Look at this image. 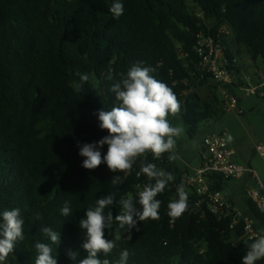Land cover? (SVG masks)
Here are the masks:
<instances>
[{
    "label": "trees",
    "instance_id": "obj_1",
    "mask_svg": "<svg viewBox=\"0 0 264 264\" xmlns=\"http://www.w3.org/2000/svg\"><path fill=\"white\" fill-rule=\"evenodd\" d=\"M113 2L0 0V213L19 208L25 221L24 239L16 242L4 264H35V243H50L41 227L59 232L60 243L53 245L58 264H79L87 255L79 227L87 208L108 194L117 200L132 194L140 208L139 191L154 183L137 175L142 160L173 174L170 153L159 159L146 153L125 173L111 172L104 163L92 170L82 167L80 147L108 135L99 127L98 113L116 103L109 91L114 81L106 79L109 69L118 77L136 62L154 68L151 75L172 88L187 133L194 137L201 125L218 119L214 103L197 91L218 89L202 70L198 35L221 44L231 61L240 54L264 61V0H119L124 6L119 18L109 11ZM79 74L90 79L75 92L72 84L80 82ZM227 89L237 95L235 88ZM107 148H99L102 157ZM183 174L157 195L158 220L138 222L130 233L115 222L105 229L106 239L116 234L120 239L108 256L99 254L102 260L115 264L127 249V264H242L252 242L234 246L240 227L230 230L232 215L218 220L207 204L197 208L198 197L184 184ZM117 175L122 182L114 185ZM230 180L208 178L211 189L220 192ZM181 183L188 209L173 220L167 206L178 199ZM65 201L71 210L67 217L61 213ZM245 203L244 214L264 234V216L249 198ZM120 210L115 203L106 213L115 218ZM37 213L42 219H35ZM69 251L78 253L75 261ZM256 264H264V258Z\"/></svg>",
    "mask_w": 264,
    "mask_h": 264
},
{
    "label": "clouds",
    "instance_id": "obj_2",
    "mask_svg": "<svg viewBox=\"0 0 264 264\" xmlns=\"http://www.w3.org/2000/svg\"><path fill=\"white\" fill-rule=\"evenodd\" d=\"M110 13L114 18L123 15L124 6L119 0L112 3ZM155 71L150 66H143V62L134 63L126 73L114 75L109 69L106 79L114 81L109 89L115 95V105L110 110H101L98 113L99 127L107 130L108 135L96 143L84 144L80 147L79 155L85 157L82 167L96 169L102 163L106 164L111 172H130L137 158L145 157L151 153L155 159L161 158L162 154L170 153L168 159H179L175 153L176 139L181 136L183 129L172 126L168 116H175L181 110V104L171 87L156 79L151 73ZM80 82H73L75 92H80L85 82L90 79L89 74H79ZM95 79V77H92ZM231 139V137H229ZM107 145V153L101 154L99 148ZM149 183L138 193V203L132 194L126 198L117 200L114 194H108L96 200L94 207L87 208L83 218L79 220V227L84 232L85 240L82 248L87 253L86 257L79 260V264H112L99 254L108 256L116 247V241L120 239L116 234L114 239L105 238V229L113 228L114 222L118 228L130 233L136 228L138 222L148 219L158 220L161 201L156 199L162 193L169 182L174 180L172 172L158 168L154 163L142 160L140 171ZM122 182L120 175L114 176L111 183L116 185ZM138 189L140 185L136 186ZM178 199L168 203V215L173 220L180 218L188 209V193L181 183L177 187ZM115 203L121 206L119 214L113 218L110 209ZM65 217L71 214L69 202L65 201L61 209ZM0 262L6 261L13 251L18 240L24 239L23 225L25 223L19 208L4 210L0 213ZM36 220L42 219L39 213ZM40 231L45 234L50 243L36 242L35 249L38 253L35 264H58L57 253L53 254V245H59L60 235L58 231L50 227H41ZM131 239V235L127 237ZM71 260L77 259V252H68ZM130 253L127 249L120 252L119 259L115 264H127ZM264 258V235L258 236L247 247L242 264H256Z\"/></svg>",
    "mask_w": 264,
    "mask_h": 264
},
{
    "label": "built area",
    "instance_id": "obj_3",
    "mask_svg": "<svg viewBox=\"0 0 264 264\" xmlns=\"http://www.w3.org/2000/svg\"><path fill=\"white\" fill-rule=\"evenodd\" d=\"M197 51L201 58L202 70L212 77L213 82L220 89L227 111H236L242 115V110L237 107L239 97L227 89L229 86L242 90L245 96L256 95L264 99V72L258 73L256 80L249 82L248 86H238L235 83V76L238 74L237 69L239 68L238 61L237 59L231 61L225 55L221 44L212 37H205L200 34L198 35ZM203 146L206 155L201 165L197 169L187 170L182 178L184 184L191 187L198 197L195 206L199 208L203 203L207 204L210 213L216 216L218 220L232 215L230 230L236 231L240 227V234L232 241L234 246L253 242L258 236L264 235L260 232L254 219L234 210L225 201L222 192L211 189L208 178L213 175H220L231 180L240 179L246 175L254 178L257 187L249 190L247 196L262 216H264V183L259 180L251 167L237 164L234 161L235 153L228 144L225 132L205 136ZM255 150L258 155L264 157V145H257Z\"/></svg>",
    "mask_w": 264,
    "mask_h": 264
},
{
    "label": "rangeland",
    "instance_id": "obj_4",
    "mask_svg": "<svg viewBox=\"0 0 264 264\" xmlns=\"http://www.w3.org/2000/svg\"><path fill=\"white\" fill-rule=\"evenodd\" d=\"M230 33L229 29H226ZM237 56L240 61L241 72L236 74L235 81L243 77L247 82L257 73L264 70V61H252L246 54ZM201 97L208 102H213L218 110V120H211L201 125L200 132L194 137L187 133V127L179 113L170 116L172 126H179L183 133L176 139L175 153L179 159L171 161L175 177L182 175L186 170L197 169L201 164L203 154V139L205 135L225 132L228 143L234 150L238 163L250 166L257 174L259 180L264 183V157L255 152L257 145H264V99L256 95L245 96L240 89H235L239 103L237 107L242 110V115L236 111L223 110L226 103L219 89H211L210 86L197 89ZM231 137V139H229ZM256 181L246 175L240 179H233L225 183L222 191L224 199L229 204H234L237 212L244 213L247 205L244 200V191L256 188ZM8 256L5 262L10 261Z\"/></svg>",
    "mask_w": 264,
    "mask_h": 264
},
{
    "label": "crops",
    "instance_id": "obj_5",
    "mask_svg": "<svg viewBox=\"0 0 264 264\" xmlns=\"http://www.w3.org/2000/svg\"><path fill=\"white\" fill-rule=\"evenodd\" d=\"M243 56V55H242ZM244 56H245V54H244ZM244 56H243V58H244ZM236 59H237V56H236ZM238 61V60H237ZM240 61H238V66H239V73L241 72V66H240V63H239ZM262 72H264V70H262V71H260L259 73H262ZM238 73V74H239ZM258 74V73H257ZM257 74H256V76H257ZM256 76L255 77H253V78H250L249 80H248V82H253L254 80H256ZM238 82H236L235 81V83L239 86V85H247V82L246 81H244V79H243V77H239V79L237 80ZM219 89V88H218ZM219 92L221 93V91H220V89H219ZM222 95V94H221ZM227 108H226V106L224 107V109L223 110H226ZM227 111V110H226ZM218 120V119H217ZM218 134V133H217ZM208 135H212L211 133L210 134H208ZM205 136H207V135H205ZM228 140V139H227ZM229 144V143H228ZM230 146V145H229ZM256 148V147H255ZM255 150V149H254ZM255 152H256V150H255ZM257 153V152H256ZM206 155V152H205V148H204V146H203V154H202V156H201V163H202V161H203V158H204V156ZM234 161L237 163V164H240V165H243V166H246V165H244V164H241V163H238L237 162V160L235 159V155H234ZM201 165V164H200ZM247 167H250V166H247ZM245 177V176H244ZM250 178H252L251 176H250ZM252 179H254V178H252ZM255 180V179H254ZM256 181V180H255ZM256 185H257V183H256ZM249 191V190H248ZM248 191H244V200L245 199H248L249 197L247 196V192ZM248 197V198H247ZM232 207H233V209L234 210H237L236 208H235V205L234 204H230Z\"/></svg>",
    "mask_w": 264,
    "mask_h": 264
}]
</instances>
